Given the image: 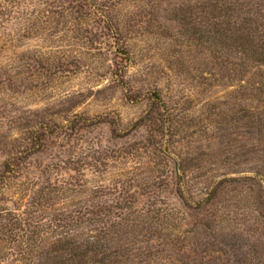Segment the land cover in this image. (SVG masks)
Wrapping results in <instances>:
<instances>
[{"label":"rangeland","instance_id":"374dc122","mask_svg":"<svg viewBox=\"0 0 264 264\" xmlns=\"http://www.w3.org/2000/svg\"><path fill=\"white\" fill-rule=\"evenodd\" d=\"M17 2L0 27L13 40L9 80L0 85V171L18 156L17 174L52 181L82 174L92 184L142 190L155 177L161 204L180 208L166 185L172 172L237 177L264 170V125L250 128L246 115L250 106L264 109V65L250 51L264 49V0ZM239 34L252 45L237 47ZM77 120L89 127L59 135L43 128L44 139L33 138L37 124ZM24 181H12L0 206L12 207L10 194ZM247 189L238 186L224 205L246 226L260 221L258 231L251 226L264 239V205L257 214ZM7 233L0 231V264L29 263L25 245ZM151 244L141 249L151 257L136 264H193L206 249L192 243L197 251H189L171 238Z\"/></svg>","mask_w":264,"mask_h":264},{"label":"trees","instance_id":"16d2710c","mask_svg":"<svg viewBox=\"0 0 264 264\" xmlns=\"http://www.w3.org/2000/svg\"><path fill=\"white\" fill-rule=\"evenodd\" d=\"M17 6V0H0V27L6 15L14 16ZM232 39L241 49L252 45L251 40L250 44L246 42L248 38L244 34L233 35ZM12 41L7 33L0 31V85L9 80L8 51ZM250 51L253 55H261L257 61L259 65H264V49L260 51L253 46ZM153 96L159 98L157 92ZM246 115L250 128L264 125V109L250 106ZM153 119L151 122L157 121ZM101 123H108V119ZM87 127L89 124L86 121L78 124V120L66 125L56 124L55 127L41 123L35 126L32 133L38 143L46 135L43 128L48 134L59 135L65 132V128L78 132ZM20 159L13 156L0 171V181L7 175L5 181L0 182V194L7 188L12 189L10 184L20 176L26 180L22 191L15 189L11 192L10 197L15 199L12 207L0 206V231L4 235L12 233L13 242L21 241L25 245L22 258L31 259L27 264L142 263L146 261L144 256H151L150 251L141 249L150 250L152 241L169 238L189 251L194 249L190 245L192 243L206 246L207 250L197 252L200 260L195 258L193 264H210V260L206 259L210 255H214L213 262L216 261V264H264V239L256 232L260 221L252 218L256 222L246 226L232 216L235 212L224 205L227 194L238 186L248 187L254 211L260 214L264 205V170L261 168L250 175L237 177L195 174L189 169L172 172L167 176L166 185L176 197L178 208L169 203L161 204L163 189L161 182L155 184V177L153 183L142 187V190H137L140 187L137 183H130L127 187L92 184L82 178V174L71 176L66 181H52L47 177L17 174ZM9 172L14 173L8 175ZM16 183L21 184L22 181ZM254 187L257 188L256 193L253 192ZM34 220L41 227L36 236L32 234ZM255 223L256 230L251 226ZM8 226L10 228L7 229ZM5 246L1 244L0 252Z\"/></svg>","mask_w":264,"mask_h":264}]
</instances>
